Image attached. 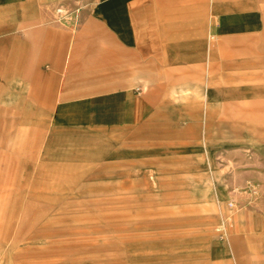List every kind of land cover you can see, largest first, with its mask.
I'll list each match as a JSON object with an SVG mask.
<instances>
[{
	"label": "rangeland",
	"instance_id": "rangeland-1",
	"mask_svg": "<svg viewBox=\"0 0 264 264\" xmlns=\"http://www.w3.org/2000/svg\"><path fill=\"white\" fill-rule=\"evenodd\" d=\"M249 47L219 49L216 75L131 128L41 115L0 59V264H264V47Z\"/></svg>",
	"mask_w": 264,
	"mask_h": 264
},
{
	"label": "crops",
	"instance_id": "crops-1",
	"mask_svg": "<svg viewBox=\"0 0 264 264\" xmlns=\"http://www.w3.org/2000/svg\"><path fill=\"white\" fill-rule=\"evenodd\" d=\"M251 35L264 47V0H0L3 82L87 127L163 114L187 78L216 75L219 49L248 53Z\"/></svg>",
	"mask_w": 264,
	"mask_h": 264
},
{
	"label": "built area",
	"instance_id": "built-area-1",
	"mask_svg": "<svg viewBox=\"0 0 264 264\" xmlns=\"http://www.w3.org/2000/svg\"><path fill=\"white\" fill-rule=\"evenodd\" d=\"M217 232H219V235H222V237H224V236H226V232H227V229H226V227H219L218 229H217Z\"/></svg>",
	"mask_w": 264,
	"mask_h": 264
}]
</instances>
